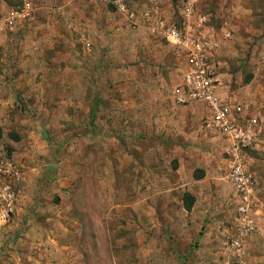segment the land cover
Instances as JSON below:
<instances>
[{"label":"rangeland","instance_id":"374dc122","mask_svg":"<svg viewBox=\"0 0 264 264\" xmlns=\"http://www.w3.org/2000/svg\"><path fill=\"white\" fill-rule=\"evenodd\" d=\"M43 1L0 0V14H8L24 2L36 9ZM184 1L174 0L176 21H180ZM233 1L243 9L236 13L237 28L231 31L238 55L230 61L239 74L232 80L230 93L241 100L248 114L259 119V135L245 156L257 177L256 207H260L264 204V0ZM84 2L100 5L95 0ZM198 8L212 14L211 25L218 30L208 2L203 1L202 7L199 2ZM43 13L39 9L34 15ZM33 18L14 31H0V136L27 172L18 211L8 224L0 226V264H264L260 259L264 251L255 252L256 260L251 253L256 235L240 251L228 249L235 232V205L227 171V185L214 188L217 192L211 196L225 201L221 208H217L219 202L212 205L215 215L206 223L201 219L197 224L180 215L179 201L190 193L188 188L180 193L173 190L175 200L168 206L164 199L155 203L149 197L147 208H153V213L145 219L140 195H151L155 188L139 186L135 165L116 154V141L107 132L98 133L99 148L93 150L92 133L97 127L90 121L91 108L61 106L50 100L49 91L33 88V84L53 80L75 83L76 67L90 68L92 64L75 55L80 45L75 28L65 31L74 33L68 43H59L57 38L51 45L42 41L36 53L32 37L45 29L35 25ZM124 52L118 50L117 57ZM216 56L220 60L219 53ZM122 65L117 61L115 67ZM51 67L62 74L50 75L46 70ZM121 77L117 71L116 78ZM66 93L69 88L63 91ZM129 157L138 159L137 154ZM166 178L175 181L172 173ZM148 181L155 182L152 176ZM222 189L226 195L220 193ZM165 209L169 215L164 214ZM261 214L264 219V212Z\"/></svg>","mask_w":264,"mask_h":264},{"label":"crops","instance_id":"0c3cea01","mask_svg":"<svg viewBox=\"0 0 264 264\" xmlns=\"http://www.w3.org/2000/svg\"><path fill=\"white\" fill-rule=\"evenodd\" d=\"M129 1L135 8L142 9L152 0ZM203 1H207L208 9L214 11L215 28L230 30L232 27L230 31L237 28L234 18L243 9L241 6H237L233 0H199L201 7ZM160 2L165 14L174 19V0ZM39 9L44 16L34 15L33 23L44 27L45 31L40 36L32 37L33 50L39 53L42 41L48 45L57 40L68 43L74 33L65 31L75 28L77 32L74 35L80 44L75 55L81 62L88 60L92 64L90 68L87 65L76 67L75 83L67 85L64 81L53 80L44 85L33 84V88L49 91L50 100L61 106L91 108L90 121L93 127H97L92 133V141L95 139L93 150L99 148L98 133L107 132L116 141V154L135 165V171L139 172V186L144 190L148 186L155 188L151 195H140L145 219L153 213V208H147L149 197L155 203L164 199L163 203L169 204L175 200L171 194L173 190L180 193L188 188L196 200L191 210H187L181 197L180 215L184 219L191 218L197 224L201 219L206 223V219L215 215L212 205L219 202L217 208H221L225 201L212 199L211 196L217 192L214 188L227 185L224 179L230 158L228 143L204 125L205 119L210 116L209 109L200 102L179 105L174 99L173 90L182 82L187 66L185 60L166 41L153 37L144 28H132L123 14L105 5H85L84 0H45L36 7V12ZM234 37L235 34L227 40L221 38L218 53L222 71L218 90L228 100L241 101L230 93L232 80L239 74L232 69L230 61L238 55V50L233 46ZM121 49L126 53L117 57V51ZM36 55L35 58L38 57ZM117 61L123 64L118 69L115 67ZM57 70L51 67L46 71L53 76L62 74ZM117 71L122 75L119 79L116 78ZM252 84H248L246 90ZM68 88L69 94H63ZM100 128L103 132H100ZM133 154H137L138 159L131 161L129 156ZM122 168L123 171L127 170ZM168 172L175 175L174 182L166 178ZM150 176L154 178V183L149 184ZM220 193L226 195L223 189ZM163 212L169 215L166 209ZM263 212L264 204H261L257 211L261 228L252 240L254 245L251 249L255 260V252L264 251ZM202 227L198 228L199 231Z\"/></svg>","mask_w":264,"mask_h":264},{"label":"built area","instance_id":"2783aa9c","mask_svg":"<svg viewBox=\"0 0 264 264\" xmlns=\"http://www.w3.org/2000/svg\"><path fill=\"white\" fill-rule=\"evenodd\" d=\"M123 14L134 29L144 28L153 37L166 41L179 57L185 60L183 80L173 90L177 104H204L210 111L205 119L207 129L214 130L227 143L230 164L226 175L232 186L235 205V232L230 236L228 249L240 251L258 232L256 215L257 177L246 161L245 152L256 141L259 119L247 112L241 101L224 98L218 90L221 62L217 59L220 42L231 38L230 30H216L211 25L212 14L198 8L199 0H185L180 21L168 17L159 0H152L142 9L129 0H95ZM35 13L31 2H24L8 14H0V31H14L30 20ZM27 172L9 152L0 136V226L16 215Z\"/></svg>","mask_w":264,"mask_h":264},{"label":"trees","instance_id":"16d2710c","mask_svg":"<svg viewBox=\"0 0 264 264\" xmlns=\"http://www.w3.org/2000/svg\"><path fill=\"white\" fill-rule=\"evenodd\" d=\"M10 152V151H9ZM184 205L187 210H191L192 206L195 203V197L191 195L190 193H185L184 194Z\"/></svg>","mask_w":264,"mask_h":264}]
</instances>
